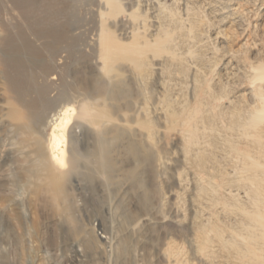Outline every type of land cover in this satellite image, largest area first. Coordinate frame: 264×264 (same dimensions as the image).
<instances>
[{
  "label": "rangeland",
  "instance_id": "374dc122",
  "mask_svg": "<svg viewBox=\"0 0 264 264\" xmlns=\"http://www.w3.org/2000/svg\"><path fill=\"white\" fill-rule=\"evenodd\" d=\"M94 1L75 0L76 11L71 17L66 15L65 0H0L5 39L1 53L22 63L26 73H37L40 84L45 82L40 66L55 65L56 73L51 78L55 81L51 82H56L59 75L66 78L74 106L82 99L95 97L102 87L107 88V80L91 51L98 34L92 16ZM121 1L128 12L147 16L154 25L160 23V36L168 34L173 40L168 48L175 59L170 60L163 53L161 58L151 61L155 68L163 69L162 78L135 82L134 73L123 68L117 98L111 101L112 112L118 118L128 114L130 102L143 98L140 93H158L161 80L183 103H193L197 94L195 83L198 92H205V103H211L214 96L222 97L224 106L233 102L229 111L218 109L219 117L212 131H206L207 154L203 159L208 166L199 169V159L193 156L185 161L180 137L171 135L161 138L159 143L169 165L163 172L142 174V168L134 164L138 159L132 146H140L142 138L122 132L117 137L111 134L108 141L113 143L112 157L120 170L115 174L118 179L110 189L96 184L94 190L79 175L72 176L67 188L73 205L70 216L46 183L35 174L27 175L35 160L29 139L12 133L8 137L0 127V264H166L162 253L168 244L184 250V264H200L197 255L202 254L192 250L191 241L195 238L200 242L198 229L202 227L198 224L207 218L211 222L205 228L212 240L203 258L209 264H245L240 254L247 248L250 235L260 231L252 228L243 212L256 209L257 203L248 181L250 173L244 170L238 149H256L252 136L245 134L254 133L248 126L255 109L260 108L252 90L264 89V0H159L164 5L160 7L158 0ZM112 20L115 23L111 30L124 43H130L121 36L122 30H127L125 16ZM255 25L258 27L254 28ZM43 30L45 40L38 36ZM155 30L152 27V34L148 35L152 41L156 39ZM58 33L76 39V50L87 58L70 61L65 48L47 49ZM247 38L250 41L244 46ZM33 51L38 53L37 57H32ZM252 67L259 69L257 74ZM259 126L264 131V123ZM79 132L76 129L80 144L88 141L94 145L88 140L90 133H86L87 138L85 134L79 136ZM208 179L224 184L225 204L212 200L207 191L199 192L198 184L206 186ZM109 205L112 211L106 214ZM123 209L132 214L128 222L144 214L150 215L152 221L139 225L134 236L126 235L130 237L127 249L120 255L115 245L118 240L113 242L114 246L106 240L110 236L105 234L102 224L114 228V233L121 231L116 221ZM214 224L222 228L224 241L215 237ZM259 242L254 243L256 247H261Z\"/></svg>",
  "mask_w": 264,
  "mask_h": 264
},
{
  "label": "bare ground",
  "instance_id": "6f19581e",
  "mask_svg": "<svg viewBox=\"0 0 264 264\" xmlns=\"http://www.w3.org/2000/svg\"><path fill=\"white\" fill-rule=\"evenodd\" d=\"M161 1L165 2L166 0ZM161 1L157 2L159 7L163 5ZM65 2L68 6L66 15L70 14L72 17L76 11L73 5L75 0H65ZM41 6L43 7V5ZM92 7L94 8L92 11L93 22L98 34L93 39L91 51L100 67L101 75L107 80L108 88L107 90L102 87L95 97L82 99L78 105L74 106L72 105L74 98L69 93L66 78L59 75L56 82H51V80L55 81V78L51 79L56 73L55 65L42 64L40 66V75L45 81L40 84L37 73H26L22 63L13 61L0 51V127L5 129L3 132L8 137L9 133H12L29 139L28 143L34 146L35 160L28 168L27 175L30 177L35 174L37 178L46 183L47 188L58 200L57 202L65 206V212L70 216L73 213V205H71L67 188L72 176L79 175L94 190L96 184L100 188L110 189L118 179L115 174L120 170L116 169L112 157L113 143L108 141V136L114 134V137H117L122 132L123 135L127 133L142 138L140 146L144 150L139 149V144H132L138 159L134 164L139 169L142 168V174L163 172L169 165L170 160L162 155L164 150L159 147V143L161 138L167 139L171 135L180 137L185 161L192 156L196 157L199 159V169L205 170L208 166L203 159L207 154L204 141L207 137L206 131H212L215 120L219 117L218 109L229 111L233 105V102L230 101L228 106H224L222 97L219 96L211 97V103H205L203 100L205 92H198L196 83L194 93L197 92V94L194 96L193 103H183L171 92L167 83L161 80L157 85L159 86L158 93H147L148 95L140 93L143 98L132 100L129 104L128 114L118 118L115 112H112L114 106L111 101L117 98L116 91L122 82L120 78L122 69L126 68L127 71L133 72L132 78L135 82L149 77L162 78L163 69L155 68L151 61L161 58L163 53H166L170 60L171 58L175 59L174 52L168 48L173 40L168 34L160 36V23L157 22L154 25L147 16L135 13L133 10L128 12L121 0H96ZM25 11L29 12L27 9ZM119 15H124L127 19L124 21L127 30H122L121 36L128 38L130 43H124L118 34L111 30V25L115 23L112 22V19H116ZM3 24L0 19V49L2 48V50L5 44L1 29ZM152 27L156 28L154 41L148 36L152 34ZM257 27L258 25L254 26V28ZM45 35L44 30L38 34L44 40L47 37ZM55 35L51 39V43L47 44V49L50 47L53 49L55 46L65 48L64 52L70 61L87 58L82 52L79 53L76 50V39L69 38L65 33ZM261 35L263 34L261 33ZM249 41L250 39L243 45L247 46ZM37 55L38 53L33 51L32 57H37ZM252 68L256 71L254 74H257L259 69ZM54 88H56V92H54ZM199 89L202 90V87L199 86ZM251 94L254 99H259L260 108L255 109V115L250 118L248 126L255 130L254 133L245 135L252 136L256 149L249 152L248 149L240 148L238 154L244 160V170H248L250 173L248 181L252 183L257 203L256 209L243 210V212L249 219L252 228L260 231V234L253 235L252 233L250 235L248 244H245L247 248L240 254V260L245 264H264V131H261L259 126L264 123V89L262 87L255 88ZM76 129L81 130L79 136L90 133L89 138L86 136L94 145H89L88 141L80 144L77 141ZM68 143L71 144V147H68ZM214 183L208 179L206 186L198 184L199 192L203 194L207 191V195L212 200L218 204H225L224 184ZM229 195H232V191L229 192ZM106 209V214L111 212L112 205L107 206ZM121 214L119 220L116 221L121 229L118 233H114V228H108L107 225L102 224L105 234L110 236L106 240H109L112 245L115 240H118L115 245H117L116 249L120 255L127 249V238L130 237L126 235L134 236L139 225L152 221L150 215L144 214L137 215V218L128 222L132 216L131 212L123 209ZM194 218L198 219L196 214H194ZM210 222V218L201 221L198 224V227H202L198 229L200 242L197 243L198 239L195 238L191 241L192 250L202 254V256L197 255L200 264H209V261L203 257L209 250L212 240L205 228V224ZM212 231L215 237L224 241L221 227L214 224ZM257 242L262 243L261 247H256L254 243ZM162 259L166 264H184L187 260L184 250L170 244L164 249Z\"/></svg>",
  "mask_w": 264,
  "mask_h": 264
}]
</instances>
